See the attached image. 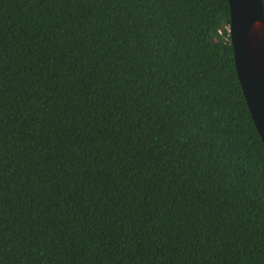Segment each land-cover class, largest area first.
<instances>
[{
	"label": "trees",
	"instance_id": "trees-1",
	"mask_svg": "<svg viewBox=\"0 0 264 264\" xmlns=\"http://www.w3.org/2000/svg\"><path fill=\"white\" fill-rule=\"evenodd\" d=\"M228 27L227 0H0V264H264Z\"/></svg>",
	"mask_w": 264,
	"mask_h": 264
},
{
	"label": "water",
	"instance_id": "water-1",
	"mask_svg": "<svg viewBox=\"0 0 264 264\" xmlns=\"http://www.w3.org/2000/svg\"><path fill=\"white\" fill-rule=\"evenodd\" d=\"M237 79L264 146V15L261 0H227Z\"/></svg>",
	"mask_w": 264,
	"mask_h": 264
}]
</instances>
